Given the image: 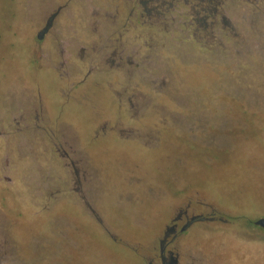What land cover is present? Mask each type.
Returning a JSON list of instances; mask_svg holds the SVG:
<instances>
[{
  "label": "rangeland",
  "instance_id": "1",
  "mask_svg": "<svg viewBox=\"0 0 264 264\" xmlns=\"http://www.w3.org/2000/svg\"><path fill=\"white\" fill-rule=\"evenodd\" d=\"M261 217L264 0H0V264H264Z\"/></svg>",
  "mask_w": 264,
  "mask_h": 264
},
{
  "label": "flooded vegetation",
  "instance_id": "2",
  "mask_svg": "<svg viewBox=\"0 0 264 264\" xmlns=\"http://www.w3.org/2000/svg\"><path fill=\"white\" fill-rule=\"evenodd\" d=\"M71 1V0H70ZM63 7L64 6H59L50 16H49V18L45 21V24H44V26H43V28L41 29V31H44V34H43V37H44V35L46 34V33H48L49 31H50V29L52 28V26H53V23H54V21H55V19L57 18V16L59 15V13H60V11L63 9ZM42 37V38H43ZM40 57V53L38 52V54H37V58H39ZM62 57H64V58H72V55H67V56H62ZM67 62V64H69V62H68V60L66 61ZM66 64V65H67ZM175 230V226H173V227H171L170 229H169V232L167 233V236L171 233V232H173ZM166 236V237H167ZM166 240V239H165ZM163 242L164 241H162L161 242V245H160V248H159V250H160V255H161V262H162V264H174V259H173V257H169L168 259L167 258H165V257H163V255H162V253H163V251H164V246H163ZM169 253V252H168Z\"/></svg>",
  "mask_w": 264,
  "mask_h": 264
},
{
  "label": "water",
  "instance_id": "3",
  "mask_svg": "<svg viewBox=\"0 0 264 264\" xmlns=\"http://www.w3.org/2000/svg\"><path fill=\"white\" fill-rule=\"evenodd\" d=\"M44 31H40L37 35L38 39H41L43 37ZM254 224L262 229H264V217L258 218L255 220Z\"/></svg>",
  "mask_w": 264,
  "mask_h": 264
}]
</instances>
